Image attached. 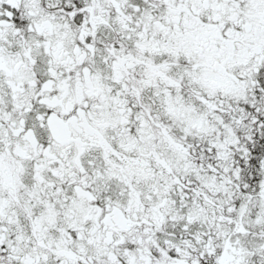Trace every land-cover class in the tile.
Listing matches in <instances>:
<instances>
[{
    "label": "snow or ice",
    "instance_id": "1",
    "mask_svg": "<svg viewBox=\"0 0 264 264\" xmlns=\"http://www.w3.org/2000/svg\"><path fill=\"white\" fill-rule=\"evenodd\" d=\"M0 264H264V0H0Z\"/></svg>",
    "mask_w": 264,
    "mask_h": 264
}]
</instances>
